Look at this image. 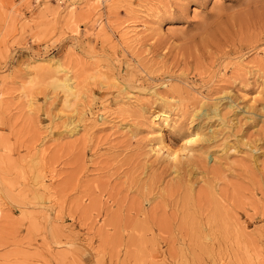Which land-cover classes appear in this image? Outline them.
<instances>
[{
    "label": "rangeland",
    "instance_id": "1",
    "mask_svg": "<svg viewBox=\"0 0 264 264\" xmlns=\"http://www.w3.org/2000/svg\"><path fill=\"white\" fill-rule=\"evenodd\" d=\"M0 264H264V0H0Z\"/></svg>",
    "mask_w": 264,
    "mask_h": 264
},
{
    "label": "bare ground",
    "instance_id": "2",
    "mask_svg": "<svg viewBox=\"0 0 264 264\" xmlns=\"http://www.w3.org/2000/svg\"><path fill=\"white\" fill-rule=\"evenodd\" d=\"M70 15H71V13H70ZM132 31H135V30L132 28ZM129 33H131V32L130 31H128L126 33L124 32V34H129ZM41 63H44V64L46 63V65H47V71H48L47 76L50 80L52 88L54 89V92L59 95L58 97L60 99L62 107L64 109L70 111L72 113V115H77L80 113V115L82 116L84 114V112H80L78 110V105L82 106V104L85 102L84 100L86 99V96H85V94H83V92H81V89H80L81 86L79 85V83H77L74 80L73 75L71 74V70H69V68L64 67L61 64V62L58 60L50 61V60L44 59V60H41ZM38 66H39V64H38ZM44 67H46V66H44ZM220 100L214 101L211 104H206L203 101V103L200 105V107L195 111V113L193 114V118H195L196 116H199L197 113L204 107V111L201 112L202 116H203L202 121H200L198 119L200 122L198 121L197 124L193 125V122H195V119H192L191 120V123H192L191 128L192 129H191L190 135H188V137L185 136L186 139L183 140V143L178 148H172V149H169L166 151L167 155L170 157V159L173 162L180 161L182 158H184L187 155V153L189 151H191L190 148L188 147L190 142L191 143H195V142L206 143V142H209L211 140V137L205 132V127H206V124L209 122V120L216 118V121H218V123L221 126L231 128V127H234L233 120H236L238 118V116H240L242 114L244 115V117L246 119L251 120L253 118V117H251L250 114L247 115V114L243 113V112L253 113L254 110L256 109V106H257L256 101H255L256 99H254L253 97L247 98L246 95L240 96L239 102H242L243 106L241 108H237L236 110H234L235 109L234 104L227 102L223 106V103H220ZM162 101H163V103L166 102V100H164V99H162ZM29 104L32 105L33 101H30ZM161 106H162V104H161ZM169 107L170 106H167V105H166V107H161L160 110L152 117L153 123L160 122L161 127H165L168 124V122L170 121V116H172L171 115L172 108H169ZM225 107H228L233 111V113H234L233 118L229 119V117L223 113L222 110ZM81 116L79 119H81ZM78 122H81V120H76V121L71 120L70 122L67 123V125H65L68 128V132L70 135H74V134L78 133L79 128L81 127L80 124H77ZM230 149L235 151L236 147L232 145V146L227 148V150H230ZM152 150L156 152L155 146L152 147ZM258 150H259L258 148H251V151L254 153V157L256 159L261 154V151L259 150V152H258Z\"/></svg>",
    "mask_w": 264,
    "mask_h": 264
}]
</instances>
